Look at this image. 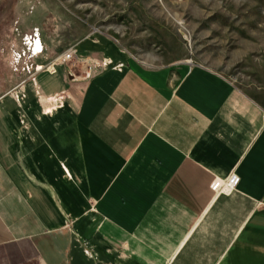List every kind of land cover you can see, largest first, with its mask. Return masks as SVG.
Returning <instances> with one entry per match:
<instances>
[{
  "label": "crops",
  "instance_id": "crops-1",
  "mask_svg": "<svg viewBox=\"0 0 264 264\" xmlns=\"http://www.w3.org/2000/svg\"><path fill=\"white\" fill-rule=\"evenodd\" d=\"M98 49L112 64L83 91L58 68L0 98V264H264L263 105Z\"/></svg>",
  "mask_w": 264,
  "mask_h": 264
},
{
  "label": "rangeland",
  "instance_id": "rangeland-1",
  "mask_svg": "<svg viewBox=\"0 0 264 264\" xmlns=\"http://www.w3.org/2000/svg\"><path fill=\"white\" fill-rule=\"evenodd\" d=\"M36 36L43 46L38 56L29 49ZM80 43L87 47L80 50ZM105 44L126 51L142 72L192 61L264 107V0H0V98L26 102L27 87L58 68L71 70L70 82L83 91L112 64L89 59ZM71 49L73 61L34 76Z\"/></svg>",
  "mask_w": 264,
  "mask_h": 264
},
{
  "label": "built area",
  "instance_id": "built-area-1",
  "mask_svg": "<svg viewBox=\"0 0 264 264\" xmlns=\"http://www.w3.org/2000/svg\"><path fill=\"white\" fill-rule=\"evenodd\" d=\"M183 36H184V40L187 43L189 49H192L191 37H187V35H183ZM29 49H30L32 55H34V56H38L39 54H42L43 46H42V42L38 36H36L35 39H29ZM76 53H77L76 49H71L70 51H68L65 54H62L61 56L56 58L54 60V62L51 63L48 67H45V68L44 67H38L34 73V76H36L37 74L44 72V71H46V72L55 71L54 70L55 66L64 65L66 63L73 61ZM187 64L190 66H194L192 61H188ZM24 84L25 83H23L22 85H24ZM238 181H239V179L234 175H232L226 181L216 180L215 184H214V190L217 194H228L234 190Z\"/></svg>",
  "mask_w": 264,
  "mask_h": 264
},
{
  "label": "bare ground",
  "instance_id": "bare-ground-1",
  "mask_svg": "<svg viewBox=\"0 0 264 264\" xmlns=\"http://www.w3.org/2000/svg\"><path fill=\"white\" fill-rule=\"evenodd\" d=\"M184 35H187V37H190V34H189V32H187V30H185V34Z\"/></svg>",
  "mask_w": 264,
  "mask_h": 264
}]
</instances>
